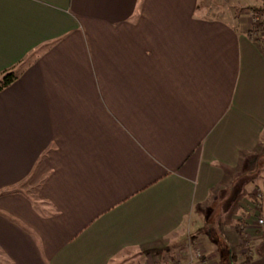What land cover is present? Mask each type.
<instances>
[{"label":"crops","instance_id":"obj_1","mask_svg":"<svg viewBox=\"0 0 264 264\" xmlns=\"http://www.w3.org/2000/svg\"><path fill=\"white\" fill-rule=\"evenodd\" d=\"M200 1L0 0V264H185L187 232L264 264V191L205 227L264 148V55Z\"/></svg>","mask_w":264,"mask_h":264},{"label":"rangeland","instance_id":"obj_2","mask_svg":"<svg viewBox=\"0 0 264 264\" xmlns=\"http://www.w3.org/2000/svg\"><path fill=\"white\" fill-rule=\"evenodd\" d=\"M261 5V0H201L200 10L204 17L210 19L226 20L232 19L233 16H242L246 20L250 19L249 30H251L258 21L253 8H259ZM254 37L264 43V30H261V32L256 34L254 33ZM263 167L264 164L260 160L259 165L255 168V171L252 173V175L247 177V175L242 174L237 180H235V176L232 177L231 180H229L231 181V184H227V186L230 185V188L227 187L226 190L217 195L215 203L209 206L208 209H205V213H207L209 217L205 227L206 229H209L210 233L217 235L220 230L222 232L227 231L231 217H233L235 213L239 211L240 207L242 208V217L244 215L248 218L259 216L261 213V202L263 199L261 192L264 188ZM263 224L258 225L260 231L264 226ZM237 225L239 226V222ZM187 237L188 238L186 241L188 242L189 252V249L191 248L190 245H194L193 243H195V241L193 239V234L187 232ZM242 240L244 247H247V239L244 237ZM196 244L193 246V248H191V250L194 248L201 250V247ZM258 245L261 247L262 243H258ZM257 246L256 248L258 251L260 247ZM220 249L222 251L225 249L224 243L221 244ZM248 254L245 255V260L250 257ZM210 264H212L211 261Z\"/></svg>","mask_w":264,"mask_h":264},{"label":"trees","instance_id":"obj_3","mask_svg":"<svg viewBox=\"0 0 264 264\" xmlns=\"http://www.w3.org/2000/svg\"><path fill=\"white\" fill-rule=\"evenodd\" d=\"M261 1H262L261 7L253 8L255 16L258 18V21L256 22V24L251 30L247 31V35L251 40H253L254 42L258 44L262 54L264 55V43H262L261 41H259L257 38L254 37V33L256 34V33L261 32V30H264V0H261ZM19 75H20V71L19 69H16V68H12V69L6 70L3 73H1L0 74V91H3L9 88L11 85H13L19 79ZM260 160L264 164V148L258 156L251 157L248 159V162L246 165L248 168H250V170L246 174L247 177L249 175H252V173H254L255 168L260 163ZM263 191H264V188L262 189V193ZM258 255L262 256L264 259V245H262L258 249ZM228 264H233V262H230Z\"/></svg>","mask_w":264,"mask_h":264},{"label":"built area","instance_id":"obj_4","mask_svg":"<svg viewBox=\"0 0 264 264\" xmlns=\"http://www.w3.org/2000/svg\"><path fill=\"white\" fill-rule=\"evenodd\" d=\"M259 224H263V220H259ZM194 245L191 246L193 248ZM189 249V259L185 264H192L194 262H201L200 264H210V261L204 258V255L200 249L194 248L193 250Z\"/></svg>","mask_w":264,"mask_h":264}]
</instances>
